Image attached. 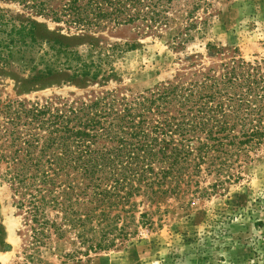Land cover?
<instances>
[{"label":"trees","instance_id":"1","mask_svg":"<svg viewBox=\"0 0 264 264\" xmlns=\"http://www.w3.org/2000/svg\"><path fill=\"white\" fill-rule=\"evenodd\" d=\"M0 1L28 10L22 19L0 5V75L25 74L31 83L64 73V83L92 86L114 75L104 67L114 49L89 41L80 51L52 35L39 42L34 17L79 35L175 27L178 49L205 31L216 0ZM207 47L209 63L196 54L171 79L137 93L0 97V179L21 219L13 264H51L46 254L59 243L67 247L62 262L88 261L149 227L145 204L159 209L169 198L201 194L207 175L215 190L222 178H239L234 165L264 154V62Z\"/></svg>","mask_w":264,"mask_h":264},{"label":"rangeland","instance_id":"2","mask_svg":"<svg viewBox=\"0 0 264 264\" xmlns=\"http://www.w3.org/2000/svg\"><path fill=\"white\" fill-rule=\"evenodd\" d=\"M0 5L22 19L28 15L19 3L0 1ZM214 9L205 31L195 33L178 49L171 47L175 27L141 35L135 27L122 25L94 35H79L49 18L34 17L39 42L52 35L80 51L88 48L89 41L95 49H114L104 64L107 71L113 69L114 75L100 82L102 85L85 86L64 83V73L27 83V75L3 71L0 97L75 98L92 89L137 93L171 79L196 54L209 63L213 56L207 44L230 52L235 49L246 61L264 62V0H216ZM234 167L240 171L239 178H222L223 183L215 190L214 177L207 175L199 184L201 194L169 198L159 209L145 204L143 208L149 210L153 223L139 226L134 237L92 254L88 261L62 262V253L67 249L62 243L53 244L54 254L47 253L46 257L51 264H264L263 151ZM2 170L0 165V173ZM20 222L11 206L10 190L0 179V264H13L21 250Z\"/></svg>","mask_w":264,"mask_h":264}]
</instances>
